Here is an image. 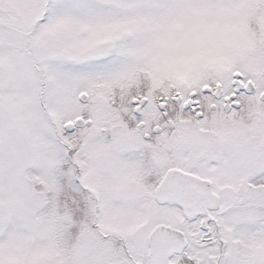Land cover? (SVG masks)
<instances>
[{"label":"snow or ice","instance_id":"obj_1","mask_svg":"<svg viewBox=\"0 0 264 264\" xmlns=\"http://www.w3.org/2000/svg\"><path fill=\"white\" fill-rule=\"evenodd\" d=\"M0 264H264V0H0Z\"/></svg>","mask_w":264,"mask_h":264}]
</instances>
